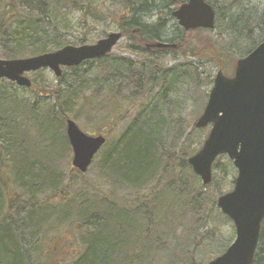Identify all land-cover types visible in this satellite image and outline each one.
Masks as SVG:
<instances>
[{"label":"trees","instance_id":"1","mask_svg":"<svg viewBox=\"0 0 264 264\" xmlns=\"http://www.w3.org/2000/svg\"><path fill=\"white\" fill-rule=\"evenodd\" d=\"M81 1L86 8L96 3ZM106 1L122 5L118 27L130 44L128 51L140 53L138 61L110 56L66 68L58 80L59 86L46 80L41 87L38 80L44 75L41 70L31 75L33 86L28 91L33 99L18 96L19 88L14 83L0 82H4L0 90V264L200 262L196 256L208 241L201 235L209 221L204 222V218L210 217L208 210L217 209L218 198L211 196L223 192L215 182L217 166L226 161L229 169L234 167L226 157H219L213 168V182L204 187L188 164V158L197 152L188 150L189 140L195 132H204L193 128L180 144L181 119H175L173 114L169 117L167 111L172 104L156 99L154 94L160 87L165 96L177 94L176 90L188 79L196 86V105L204 107L208 94L202 93V88H212L214 73L205 75L198 66L185 61L164 68L162 55L146 47L164 41L168 33L161 17L154 25L146 19L158 9H177L186 0H161L163 7L150 4L149 0ZM207 1L217 14L215 29H180V35L170 41L177 43L181 51L175 52L174 57L188 60L190 56L227 73L223 58L231 60L233 66L237 59L225 54L218 44L225 34L217 33L216 39L211 36L219 29L221 12L217 0ZM22 3V0H0V58L22 59L63 48L59 43L62 34L46 29L48 17H41L34 9L25 8L28 14L21 12ZM49 3L50 11L56 13L66 6H75L71 0ZM235 3L237 0L232 4ZM232 4L225 6L228 18L224 33L232 51H236L233 44L239 43L240 49L241 40L250 38V28L255 23L248 16L239 18L240 15L231 14L235 8ZM172 15L168 11V16L174 19ZM256 25L264 26V15L256 20ZM208 33L209 36H204ZM263 41L264 31L260 42H254L255 47L246 53ZM54 42L58 46L50 48ZM85 43L83 39L80 45ZM97 61L98 69L101 68L98 73L107 76L104 79L110 84L120 83L119 86L97 85V80H93L97 69L93 63ZM124 82H129V87ZM88 89L96 93L85 98L82 94ZM100 90H105V94L97 100L98 106L106 109V118L112 125L108 134L116 136L107 138L89 168L91 180L86 181L85 174L74 168L69 170L72 148L66 121L82 110L95 108ZM125 92L128 95H121ZM41 98H54L55 103L42 104ZM125 109L127 114L131 113V119L118 133L126 121ZM33 122H38L43 132L33 130ZM144 132L148 138L143 136ZM212 186L216 193L213 195L209 191ZM169 198L174 202L170 204ZM72 241H76L75 245L65 248ZM218 250L217 257L223 249ZM216 255L201 260L208 262ZM253 264H264V221Z\"/></svg>","mask_w":264,"mask_h":264},{"label":"water","instance_id":"2","mask_svg":"<svg viewBox=\"0 0 264 264\" xmlns=\"http://www.w3.org/2000/svg\"><path fill=\"white\" fill-rule=\"evenodd\" d=\"M177 1V0H171ZM185 30L215 28L216 12L207 0H187L173 13ZM123 39L122 32L109 34L93 45L65 46L30 58L0 59V80L31 89L30 74L52 70L61 77L63 68L112 53ZM154 48H176L158 43ZM211 128L202 148L188 159L204 186L213 181V166L226 155L238 175L234 189L218 198L217 206L234 224L236 239L222 255L208 264H253L264 221V42L237 61L234 75L219 71L207 105L193 128ZM67 136L73 151L72 165L85 174L104 147V135L90 136L67 121Z\"/></svg>","mask_w":264,"mask_h":264},{"label":"rangeland","instance_id":"3","mask_svg":"<svg viewBox=\"0 0 264 264\" xmlns=\"http://www.w3.org/2000/svg\"><path fill=\"white\" fill-rule=\"evenodd\" d=\"M95 1L96 3L94 7L86 8V7H82L85 4L84 1L71 0V3L73 2V4L75 5L74 7L72 5L71 7L66 6L64 9L56 13L50 11L49 2H51V0H22L23 3L21 4V7L19 9L21 12L25 14H28L25 8L34 9L41 17L42 16L48 17L47 18L48 24L46 29L50 32L57 30L58 31L57 33L62 34L63 39H60L59 43H61L63 47L67 45L80 46L81 40L83 39H86L85 44L93 45L98 40L106 38V36L109 35L110 33L120 32V29L118 27V23L120 22V19L118 16L122 12V7H121L122 5L120 3H112L106 0H95ZM149 2L150 4L154 2L155 6L157 7L164 6L163 5L164 3L161 0H149ZM233 2L234 0H227L226 2L225 0H217V8L221 12L219 29L212 32L211 36L214 39H216L217 33L221 32L223 35L225 34L224 36L221 37L220 42L218 44L220 45V47H223V51H225L224 53L227 54L229 57L233 56L236 57V59H239L247 55L246 51H249L250 48L253 49V47H255L254 42L259 43L261 40V36L264 31V26L262 25L263 27L261 28L260 25H256V20L264 15V0H237V3H235L234 5L232 4ZM230 4H232L233 7L235 6V8L232 9L231 14H236L238 16L240 15L239 18L242 17L243 15L248 16L255 23V25H252V27L250 28V30H252V32H250V38H246V40H241L240 49H238L239 43L237 45L232 43L236 51H232L233 49L229 45L230 44L229 37H227L226 36L227 34L224 33V30L227 28V18H228V12L225 6H229ZM158 11L159 12L157 11L152 12L151 17L149 19H146L147 23L154 25L155 23H157L158 18L161 17V19H163L167 25V32H168L163 37L164 41H171L176 37H178L180 35L181 28L178 26L175 18L172 19L171 17L168 16V11L174 12L175 8L170 7L167 10L158 9ZM8 31H13V30H8ZM204 36H209V33ZM54 43L55 44L50 45L51 46L50 48H56V46H58V42H54ZM127 48H130V44H127L126 39H123L115 48L110 58H121V59L123 58L125 60L130 59L132 61H138L140 57V53H138L137 50H134L132 52L128 51ZM170 53L171 52H169L167 55H162L160 57L161 64H163L164 68H167L168 66H174L176 64L185 61L184 63L188 62L193 65L195 64V66H198L200 72L205 71L204 73L205 75L208 74L209 72H212L214 73V76H216L218 72V70L212 67V65H208V63H202L203 64L202 65L199 61H197L193 57H191L188 60H184L183 58L177 60L176 57L170 56L169 55ZM230 61L231 60L225 57L223 58L224 67L225 70H227V74L232 73V67L230 65ZM93 67H97L93 80L94 81L95 79L97 80L96 81L97 85H105V86L108 85L109 87L110 84V82H108L109 80L107 81V79H104V77L107 76L98 73V71H101V68L98 69V67H100L98 61L93 63ZM31 80L32 82L34 80L32 76H31ZM38 80L40 81L39 83L41 87L45 85L46 80L47 82L52 83L54 86L60 85L58 81L59 78H57L54 72L51 70H45L44 75H42V77H39ZM6 82L8 81L6 80ZM123 84L125 87H129V82H124ZM119 85L120 83L110 84L111 87L119 86ZM3 87H4V82L0 84V90H2ZM16 87L19 88L17 94L18 96L25 97L28 99H33V95L30 93V91H28L29 89L21 88L17 85ZM65 88L66 86H64L63 89ZM160 88L157 89L154 96H156V99L160 98L172 104L170 105L171 110L167 111V115L169 117H172L173 114L175 119L176 118L181 119L183 135L180 140V144H182L187 134L191 130H193V124L202 114L208 99L205 101L204 107L202 106L199 107V104L196 105L194 99L196 97V86L193 85L191 81H188V79L185 85H181V87L176 90L177 94H171L169 96H165L163 90H161ZM210 90H211L210 86L209 87L204 86L202 88V93H207L209 95ZM94 93H96L95 90L88 89L85 90V92H83L82 95L85 98H87ZM104 94H105V90H100L96 95L95 108L93 109L88 108L87 110H82L79 112V115L78 113L77 114L75 113L76 115H73L68 119L74 121L78 125V127L86 134L92 136L104 135L106 138H109L111 136L110 134H108V132L111 131L110 129L112 125L106 118V114H105L106 109H104V107L98 106V101H97ZM121 95L126 96L128 95V93L125 92L124 94ZM162 95H164V98L162 97ZM81 99L83 98L81 97ZM41 101L42 104L55 103L54 98H50L48 100H46L45 98H41ZM127 110L128 109H125V115H124L126 121H124L125 123L123 122L124 124L119 127L117 131L118 133L127 127L129 123L128 121L131 119L129 118L131 113L127 114ZM69 115L71 116V114ZM38 122H33L34 125L33 130H37L38 132H43V129L38 128L39 127V125L37 124ZM66 128H67V123H66ZM209 130L210 129L202 130L204 132L203 134L195 132V134L189 140L188 143L189 146L188 150L190 152L194 153L195 151H198L201 148ZM115 136L116 133H113L111 138H114ZM143 136L147 137V134L144 132ZM98 154L96 155V157L98 156ZM68 160H69V170H70L71 168H73L72 166L73 152L69 154ZM89 172L90 171L88 170L85 173L86 181L91 180L92 171L90 173ZM216 174H217L215 181L217 184L216 186L218 188L221 187V190L223 191L222 194L230 192L233 189L232 184L237 177V171L233 168L229 169L228 163L226 161H222L217 166ZM214 188L215 187L212 186L211 190H209L212 195L216 194L214 193ZM41 196H47V195H41ZM211 197L217 199L219 196H211ZM173 200L174 199L172 198L168 199L170 204L174 202ZM217 209L208 210L209 212H211L210 217L204 218L205 220L204 222L208 220L209 221L208 224L204 226L205 228L201 231L202 232L201 235L202 237H207L208 241L207 243H205L203 251L196 256V258L200 261L198 264H207L209 261L207 262V260L203 261L201 259H206V257L210 254L216 255L217 254L216 251L218 250L219 247L223 249L221 253L223 254L226 251V249L224 248H226L228 245H231L236 238V232L233 222L229 221L227 217L223 216L224 214L219 210V208ZM205 231H207L206 234L203 233ZM75 243L76 241H72L71 243L68 242L65 244V248H67V246L69 245L74 246ZM63 251L65 252V250ZM67 251L71 252L70 249H67ZM66 254L69 255L70 253H66Z\"/></svg>","mask_w":264,"mask_h":264},{"label":"flooded vegetation","instance_id":"4","mask_svg":"<svg viewBox=\"0 0 264 264\" xmlns=\"http://www.w3.org/2000/svg\"><path fill=\"white\" fill-rule=\"evenodd\" d=\"M162 42V41H161ZM165 43H172V42H170V41H165ZM147 47V46H146ZM148 50H150L149 48H147ZM173 50V51H172ZM152 51H154V52H157V54H161V55H167L169 52H171L169 55L170 56H174V53L176 52V53H179V52H181V51H179V48H176V49H162V50H160V49H152ZM191 57L190 56H188V59H190ZM184 59V58H183ZM168 67H172V66H168Z\"/></svg>","mask_w":264,"mask_h":264}]
</instances>
